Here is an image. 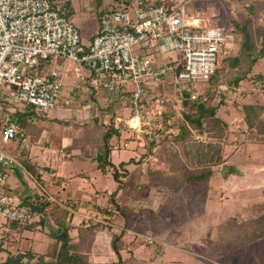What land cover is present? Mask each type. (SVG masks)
<instances>
[{
  "label": "rangeland",
  "instance_id": "rangeland-1",
  "mask_svg": "<svg viewBox=\"0 0 264 264\" xmlns=\"http://www.w3.org/2000/svg\"><path fill=\"white\" fill-rule=\"evenodd\" d=\"M67 1L70 2L72 9L70 15L76 14L72 16V20L78 27L83 42L88 44V37L98 26L97 0L91 2L90 11H88V0H63V4L65 5ZM188 1L187 18L198 19L199 26L224 27L231 19L248 23L252 29L256 26H264V0ZM234 36V51L237 53L233 51L232 54L241 57L244 52L243 40L238 34L234 33ZM261 45V42H257L258 47ZM170 54L175 56L174 52ZM47 65L48 70L53 67L63 76L65 91L71 101L67 106L61 105L44 111L46 115L36 117L31 129L33 132H39L38 135L42 131L51 134V137H46L55 140V144L48 140L46 146H39L28 136L23 138L19 136L17 140L6 144L0 140V148L17 157L23 166L29 167L30 164L36 163L35 168L42 165L39 162L40 157L45 158L53 151V158L50 159L48 156L47 163L56 168L66 180V187L70 190L69 195L71 194L73 198L78 194L76 192L78 190H92L93 186L99 190L112 187L114 179L109 174V172L113 174L111 167L106 166L101 169L96 162L86 159L87 154L78 156L79 153H86L85 140L82 141L84 146L79 148L68 149L62 145L63 139L68 138L70 131L76 130L78 126L81 128L76 132L81 134L83 131L85 123L82 124L76 119L73 107H80V96L88 97V77L91 75L89 70L82 64L62 56L54 57ZM218 68L222 69V64ZM235 72L234 69L223 68V71L218 72V81L187 84L195 102L209 99L208 93L215 88L210 104L216 106L217 115L228 124V135L221 140L223 161L214 167V175L205 186L187 185L177 192L157 184H153L150 188L142 185L135 187V184L147 182L146 165L157 170H167L170 165L164 164L165 152L160 149L158 142L154 146L155 149L150 151V155L145 154L146 152L142 151L144 146L142 142L137 143L128 138V129H118L120 132L118 142L117 138L111 140V144H116L117 148H112L110 158L113 162L124 160L126 164L127 171L119 184L121 191L119 190V196L115 197L121 209L118 211L112 206L115 211L110 213L111 217L105 218L103 215L99 217L100 222L93 221L98 222L99 226L94 235L95 250L90 253L88 264H110L114 260V254L109 247V233L104 226L108 223L114 231H124L122 239L127 248L126 251H122V255H131L134 259L132 264H264V238L248 244L240 238L234 226L220 227V221L224 218L234 216L240 222L264 212V209L259 212L253 209L255 204L264 203V139L256 137L247 128L241 109L245 103L260 102L259 105L264 106V56L256 62L246 79L234 86L229 83V78ZM94 79L91 77L89 82L92 83ZM104 80L106 79L103 77L100 79L101 82ZM5 87L3 85L1 88ZM120 88L124 89V84L120 85ZM107 97L118 98L120 95L108 91ZM4 101L13 112L17 107L22 108L11 99L4 98ZM120 110L124 117L128 116L129 110L123 108ZM86 120L91 121L89 118ZM173 127L174 131L178 132L177 128ZM200 129L201 127L192 128V132L196 138L205 140V135L200 133ZM73 139L72 137L71 141ZM86 142H88L87 138ZM90 153L89 151L88 155ZM30 155L34 159L33 162ZM106 168L110 170L105 172ZM86 177L93 186L84 183ZM26 178L22 173L9 174L7 189L15 195L14 202H18L16 195L21 193L19 187L22 186L23 180L29 182L28 190L36 191L31 181ZM107 209L108 205L105 206V210ZM8 222L0 215V231L3 232L4 223ZM21 239L24 238L19 237L20 241ZM16 240L7 236L3 242L6 246L2 248L10 246L12 252L16 247L13 244ZM0 256V260H5V253ZM24 264L27 262L24 261Z\"/></svg>",
  "mask_w": 264,
  "mask_h": 264
},
{
  "label": "built area",
  "instance_id": "built-area-1",
  "mask_svg": "<svg viewBox=\"0 0 264 264\" xmlns=\"http://www.w3.org/2000/svg\"><path fill=\"white\" fill-rule=\"evenodd\" d=\"M188 2L109 0L103 4L98 33L85 44L72 17L61 12L63 0H0L2 143L25 137L4 98L41 111L70 104L63 76L46 67L57 56L82 64L95 80L105 78L104 88L124 84L129 91L128 116L117 115L108 124L117 130L128 129V138L142 142L146 149L153 143L151 152L162 138L171 139L177 133L173 126L177 128L181 95L188 90L187 84L208 81L235 49L232 31L222 26H199L195 19L189 20ZM3 85L6 87L1 88ZM82 99L83 95L80 107L73 110L80 119L90 108ZM13 169L38 187L46 205L57 202L50 187L60 181L53 177L39 181L17 157L0 148V215L22 228L38 220L41 212L31 204L14 202L7 189Z\"/></svg>",
  "mask_w": 264,
  "mask_h": 264
},
{
  "label": "trees",
  "instance_id": "trees-1",
  "mask_svg": "<svg viewBox=\"0 0 264 264\" xmlns=\"http://www.w3.org/2000/svg\"><path fill=\"white\" fill-rule=\"evenodd\" d=\"M96 7L98 8L97 20L99 25V16L103 10L102 0H97ZM63 8L61 10L62 14L69 17L72 13L70 2H65ZM224 28L234 31L233 33L241 36L243 40L242 46L244 52L241 56L242 58L237 55H230L221 62L224 69L236 70L235 74L233 76L230 75L229 78V83L235 86L241 80L246 79L256 62L264 56V26H256L252 29L248 23H240L231 19ZM257 42H261L262 45L258 47ZM223 68H217L216 72L208 81H218V72L220 70L223 71ZM213 90L215 88L211 89L208 93L209 99L206 96L207 99L200 102L194 101V96L189 90L183 91L181 95V116L177 121L178 132L171 139L164 137L159 141L160 149L165 152L163 162L164 164H169L170 168L167 170H157L146 165L148 169L147 182L144 184H135V187L142 185L150 188L153 184H157L163 188L177 192L187 185H193L195 187L198 184L205 186L209 183L214 175V167L220 165L223 161L221 140H224L228 135L227 122L217 115L216 106L210 104L211 96L214 94ZM200 104H202L201 108L199 107ZM241 109L244 113L247 128L256 137L264 139V106L259 104H243ZM45 115L44 111L36 110L32 106H23L22 108H16L12 114V119L19 124L23 136L28 134L39 136V132H33L31 127L36 117H44ZM91 122L93 123L91 125L84 122L83 135L74 138L70 144V148L74 149L84 146L82 141L85 140V145H91L94 150L102 154V159L97 163L99 168L111 167L114 180L120 183V179L127 171L126 164L120 162L116 167L110 161V153L114 145L111 144V140L117 138L116 140L118 142L120 132L108 123H101L98 118H92ZM196 127H201L200 133L205 135V140L196 138V135L192 132V128ZM85 134H88V136ZM86 138L88 142H86ZM150 147H153V143L150 144L148 149L142 148V151L150 155ZM27 168L34 173L35 167L32 164ZM120 171L123 173L120 174ZM34 174L39 179V172ZM116 193L112 192L107 200L108 210L106 211L109 215L113 211H119L121 209L115 199ZM41 200L42 197L36 194L22 200V202L31 204L33 208L41 212L39 222L36 224L30 223L25 227L29 228L34 225L44 226V209L46 204L41 202ZM112 206H114L115 210L111 208ZM160 208L162 209L163 206ZM253 209L255 212L262 211L264 209V203L255 204ZM98 226V222H93L86 228L80 227L77 232V239L74 242L70 235V226H60L57 228L51 226L49 228L50 240L42 252L36 253L32 249H28L24 252H16V254L7 253L5 260L1 264H24V261L27 263L31 262V264H88L89 255L93 250L94 235ZM104 226L108 230L109 247L114 254V260L110 264L134 263L131 255H122V251H126L127 248L125 241L122 239L125 234L124 231L116 232L109 224H105ZM221 226H234L237 228L240 238L248 244H252L264 238V212L240 222L234 216H230L220 221ZM6 238L7 236L3 239ZM2 247L3 240L1 238L0 251H4Z\"/></svg>",
  "mask_w": 264,
  "mask_h": 264
},
{
  "label": "crops",
  "instance_id": "crops-1",
  "mask_svg": "<svg viewBox=\"0 0 264 264\" xmlns=\"http://www.w3.org/2000/svg\"><path fill=\"white\" fill-rule=\"evenodd\" d=\"M92 1L93 0H88V11L91 10V2ZM108 1L109 0H102V6L105 2H108ZM152 2L157 3V2H160V0H152ZM73 15H76V14H73ZM73 15H70V16L72 17ZM99 28H100V25L96 26L94 31L91 32V36L88 37L89 41L93 38V36H95L98 33ZM235 52L236 51H234V53ZM232 55H236V54H232ZM90 76L95 77L93 74ZM90 76L89 77H88V75L86 76V77H88V88H89L88 97H83V99H82L83 102L90 104L89 112H88V115L85 117V119L98 118L101 123L107 124L108 121L109 122L112 121L113 118L117 115L124 116V114L121 113L120 109L123 108V109H126L127 111L129 110L128 103H127L129 91H127V89L126 90L123 88L121 89L120 86L117 88H114V89L104 88L102 85V82L100 80H95V79L93 80V82H92L93 84H92L91 82H89L90 78H91ZM263 80H264V78H263ZM164 89H165V87H164ZM108 91H109V93L111 91L115 92L116 94H119L120 97L109 98V97H107ZM257 103L259 104L260 102H257ZM257 103H255V104H257ZM245 104H251V103H245ZM74 108H76V107H73V109ZM76 119L81 123L85 122L86 124H88L91 122L88 120L85 121V119L83 121L78 117H76ZM80 128H81V126H80ZM80 128L78 126L76 130H74V131L72 130L73 133L70 131V133L68 134V138L65 137L63 139L62 145L64 146V148L66 147L68 149H71L70 148V144L72 142L71 138L72 137L76 138V137L80 136L84 131V129H82L83 130L82 133L78 134V132H76V131H78ZM41 134L39 136H35L32 134H28L26 136H28V138H30V139H33L32 141L35 143H38L39 146H46V144H48L49 141L55 144V140L47 139V137L52 136L51 134H46L45 131H42ZM18 142H20V141H18ZM58 147H60V146H58ZM85 150H86L85 154L79 153L78 156L87 154L86 159H88L89 161L96 162V160L94 158H95L96 152H98V151L94 150L91 147V145H89V144L85 146ZM89 151L91 152L90 155H88ZM29 154H31V151H29ZM52 154H53V151L49 155H47L45 158L40 157L39 162L42 165L39 166V168H35L34 173L42 171V173H41L42 175L39 173L40 177L38 179L39 181H42V182L45 180H49L51 177H53L55 180H59L60 182H62V183L57 182L55 185L50 187V191L52 192V194L55 197V199L57 200V202L47 204L45 206V209H44L45 210L44 226L34 225V226L29 227V228L28 227L19 228L13 222H10V221L8 223H4L5 226L3 227V232H2V230L0 231V239L2 238V240L4 242L3 238L6 236H9L10 239H17V240H16V242L13 243L16 245V247H14L15 249L12 250V252L10 251L11 250L10 246H7L6 248H4L3 252H0V255L5 253L7 256V253H13L14 254L15 251L16 252H19V251L24 252L25 250H28L30 248L32 250H34L36 253L42 252V250L45 248V246L47 245V243L50 240L49 228L51 226L56 227V228L60 227V226H70V235H71L72 241L74 242L77 239L78 229L80 227L86 228L83 226V224H85L86 222L91 224V223H93L94 220H97L98 222H100L101 220L99 217H103V215L105 218H107V217L109 218L112 216V214L107 215V213L105 212L106 211L105 206L108 205L107 200H108V198L112 192H117L116 197L119 196V194H120L119 190L121 191V188L120 187L118 188V186L120 183L113 180L112 187H107L105 189L99 190L98 188L94 187L93 183H91L90 179L86 177L83 180L84 183L91 184V186H93V189L92 190L83 189L80 191L78 190V191H76L78 194L73 198L71 196V194L69 195L70 190L67 189V187H66V180H64V178L57 172L56 168L51 167L50 163H47L48 156L50 159L53 158ZM31 156L32 155H30V158H31ZM67 158H69V157H67ZM33 160L34 159L31 158L32 162H33ZM44 160H46V161L43 162ZM110 161L115 166L116 165L118 166L120 162L125 163L124 160L113 162L111 158H110ZM132 161L134 162V160H132ZM96 163H98V162H96ZM32 164H33V166L37 165L36 163L35 164L32 163ZM125 167H126V165H125ZM98 168H99V166H98ZM110 169H112V168H110ZM110 169L106 168L105 172L110 170ZM11 173L12 174L16 173V174L20 175V172L17 169H13L11 171ZM109 174H111V177L113 178L112 173L109 172ZM31 183L33 184L32 186L34 187V188L33 187L32 188L35 189L36 191L31 192L30 190H28L30 188L29 182L26 180H23L22 186L19 187V190L21 193L16 195V198H18V202H22V200H24L25 198H27L33 194L39 195L41 197V193L39 192L38 187H36L33 182H31ZM140 183H144V182H140ZM13 196H15V195L13 194ZM58 202H61V203L58 204ZM68 202H71L70 206L65 205V204H68ZM39 221L40 220L38 219V220H35L31 223L36 224ZM101 226L103 227V225H101ZM107 233H108V230H107ZM19 237H23L24 239L23 240L21 239V241H20ZM19 245H20V248H18ZM23 245H24V247H22ZM5 246H6V243H3V247H5ZM93 250H95L94 247H93ZM93 250H92V252H93ZM3 261L4 260L1 259L0 264ZM27 264H31V262L27 263Z\"/></svg>",
  "mask_w": 264,
  "mask_h": 264
},
{
  "label": "water",
  "instance_id": "water-1",
  "mask_svg": "<svg viewBox=\"0 0 264 264\" xmlns=\"http://www.w3.org/2000/svg\"><path fill=\"white\" fill-rule=\"evenodd\" d=\"M199 107L201 108L202 107V104L199 105ZM102 154L100 152H96V155H95V160L96 162H99L101 159H102Z\"/></svg>",
  "mask_w": 264,
  "mask_h": 264
},
{
  "label": "bare ground",
  "instance_id": "bare-ground-1",
  "mask_svg": "<svg viewBox=\"0 0 264 264\" xmlns=\"http://www.w3.org/2000/svg\"><path fill=\"white\" fill-rule=\"evenodd\" d=\"M198 21H199L198 19H195V20H194L195 23H198Z\"/></svg>",
  "mask_w": 264,
  "mask_h": 264
}]
</instances>
